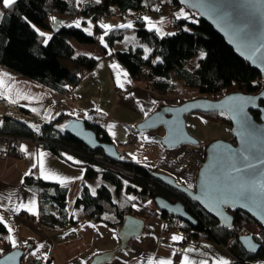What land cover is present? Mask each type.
Wrapping results in <instances>:
<instances>
[{
	"label": "trees",
	"instance_id": "trees-1",
	"mask_svg": "<svg viewBox=\"0 0 264 264\" xmlns=\"http://www.w3.org/2000/svg\"><path fill=\"white\" fill-rule=\"evenodd\" d=\"M157 1L180 4L177 0H89L77 7L75 0H13L9 3L0 0L3 9L0 17V63L59 92H67L77 84L79 76L63 60H70L87 69L93 68L98 61L92 54L77 53L71 42L73 37L80 43L98 42L104 55L122 62L134 79L145 81L147 86L162 95L195 91L207 97H219L232 90L255 93L262 88L264 78L261 73L238 56L209 22L199 18L196 12L186 6L188 14L175 17L172 31L160 36L155 27H149V19L142 16V13L153 10ZM112 6L117 10H113ZM112 12L122 18L131 16L132 23L104 25L102 17ZM78 14L83 16L85 25L88 19L94 25L93 29L71 22L76 19L71 17ZM57 18L60 19L59 26L53 28L52 24ZM128 30H134L141 41L148 45L147 54L142 47L114 48L115 42L122 40ZM199 51L204 54L198 63L195 66L189 65ZM261 103L264 104V99ZM17 107L31 113L27 108ZM252 112L259 117L258 110ZM203 113L230 123L224 112ZM62 117V114L56 115L42 122L40 138L47 139L44 146L56 154L65 156L63 151L66 150L83 157L87 177L101 174L105 183L96 194H91L84 185L81 196L76 200L77 204L83 205L91 220L103 219L104 212H114L119 222L123 219L125 208L130 209L132 203L121 191L125 184L128 191L135 190L137 183L142 185L145 197L163 195L171 201L179 199L170 187L150 174L149 171L154 167H147L122 156L113 160L100 147H88L59 126ZM86 123L101 140L111 141L103 127ZM33 134V129L27 123L10 115H3L0 119V135L31 137ZM11 153L18 152L12 150ZM25 183L40 190L43 222L61 226L74 221L67 211L66 186L33 175H27ZM109 185L118 191L117 200ZM176 193L182 195L178 191ZM184 197L187 210L197 221L194 230H206L210 238L225 244L232 239V251L237 261L228 264H264V229L260 237L255 235L261 242V248L256 253H248L238 241L240 234L251 232L249 225L256 222L251 216L242 210L233 211V228L229 230L219 225L197 202ZM51 206L56 208L57 213L51 212ZM163 215L166 213L163 212ZM10 248L9 245L5 246L6 250Z\"/></svg>",
	"mask_w": 264,
	"mask_h": 264
},
{
	"label": "crops",
	"instance_id": "crops-1",
	"mask_svg": "<svg viewBox=\"0 0 264 264\" xmlns=\"http://www.w3.org/2000/svg\"><path fill=\"white\" fill-rule=\"evenodd\" d=\"M11 1L5 0V3ZM80 47L90 50L88 54L96 56L98 61L87 69L63 60L79 76L77 84L67 92H59L0 63V100L29 109L39 125L61 114V128L72 118L100 125L120 156L147 167H157L173 174L178 182L193 187L197 166H187L184 154L189 146L202 153L206 143L201 140L205 120L201 114H194L200 111L186 115L188 129L199 144L165 146L152 135L154 142L146 138L137 144L138 137L129 144L131 135L139 136L134 129L136 123L161 104H178V100L174 101V94L162 95L145 81L134 79L122 62L104 55L98 42L82 43ZM97 69L104 82L96 73ZM163 130L156 136L164 135ZM24 138L22 154H5L0 140V224L3 227L0 254L7 251L6 245L10 249L26 247L21 259L23 264H33L35 258H42L44 264H90L95 255L114 249H118L115 256L104 264H228L237 261L232 239L225 244L214 238L187 237L181 227L165 222L155 196L145 197L143 186L138 183L135 190L128 191L125 184L121 191L132 202L130 209L125 208V214L132 213L144 223L140 234L130 237L127 246L119 249L122 233L118 228L123 219L119 222L117 214L104 212L103 219L93 221L83 205L76 203L84 185L91 194H96L105 183L101 174L87 177L83 157L66 150L63 151L65 156H61L36 143L32 136ZM27 175L66 186L67 211L74 221L61 226L43 222L40 190L25 183ZM109 186L117 200L118 191ZM50 210L57 213L54 206ZM152 211L155 216L151 215ZM189 226L194 228L195 225L189 223Z\"/></svg>",
	"mask_w": 264,
	"mask_h": 264
},
{
	"label": "water",
	"instance_id": "water-1",
	"mask_svg": "<svg viewBox=\"0 0 264 264\" xmlns=\"http://www.w3.org/2000/svg\"><path fill=\"white\" fill-rule=\"evenodd\" d=\"M209 22L234 52L256 68L264 78V0H177ZM55 19L53 28L59 26ZM264 83L255 93L232 90L219 97L198 96L178 104H161L134 125L136 131L162 126L164 135L155 136L165 146L196 145L199 141L188 129L187 114L224 112L231 125V139H214L203 145L194 186L177 181L173 174L150 170V174L172 190L197 202L226 229H232L235 210H242L264 229ZM252 110L260 112L257 118ZM88 147H100L113 160L120 159L116 145L103 141L84 119L72 118L63 127ZM154 201L162 212L179 216L196 225L183 200L171 201L156 195ZM144 220L125 214L118 231L122 235L119 249L132 236L139 235ZM238 241L248 253H256L261 242L252 233L240 234ZM118 249L94 256L90 264H104ZM26 247H15L0 254V264H23Z\"/></svg>",
	"mask_w": 264,
	"mask_h": 264
},
{
	"label": "rangeland",
	"instance_id": "rangeland-1",
	"mask_svg": "<svg viewBox=\"0 0 264 264\" xmlns=\"http://www.w3.org/2000/svg\"><path fill=\"white\" fill-rule=\"evenodd\" d=\"M89 0H75L76 6L81 7L83 4L88 2ZM113 10H117L116 7L112 6ZM2 5L0 4V17L2 15ZM174 14V15H173ZM188 14V9L183 5V4H175L172 2L166 1L165 3L160 1L156 2V5L153 6V10H147L142 13V16L146 17L149 19L148 21V26L149 27H155L156 32L161 36L167 33L168 31H172L174 29L175 25V17H179L182 15H187ZM76 17V19H75ZM190 18H194L193 16H189ZM75 19L74 21H71L73 23H76L78 25L83 26L86 29H93L94 25L87 19V24L85 25L83 22V16L78 14L74 15L71 17V19ZM102 23L106 26H115L119 24H130L132 23V17L131 16H126L125 18H122L118 13L112 12L109 15L103 16L102 17ZM71 42L73 43L75 47V51L78 52H87L90 53V50L80 47L82 43H80L78 40L75 38H71ZM88 46V45H87ZM130 47H142L144 49V53L147 54L149 47L147 44L141 41V39L138 37L136 32L134 30H128L125 33V36L122 40H117L114 44L115 49H128ZM204 54L203 51H199L189 62V65H196L199 61V58ZM96 73H98L101 76L102 82H104V78H102V74L100 72V69L96 70ZM175 95V100H178V103L182 102L183 100L190 99L193 97H198V96H204L200 95L195 91L191 92H181V93H176ZM214 97V96H212ZM177 98V99H176ZM172 99V98H171ZM194 114H201V117L205 120L202 122L203 127L205 128V133L201 136V140L204 142H208L210 140L214 139H231L232 138V132H231V125L227 121L223 119H213L210 115L200 112V113H194ZM4 114H0V118ZM220 118V117H219ZM163 127L159 126L156 128L148 129V130H139L135 132L139 135V139L137 140V144L139 142H142V140L146 139L149 142H154L151 140L153 136H156L157 134L162 133ZM152 135V137H150ZM147 141V142H148ZM136 144V145H137ZM139 146V145H138ZM198 156L200 157V153L198 152ZM252 234L254 232H257L259 230H262L261 227L254 222H251L249 225ZM250 232V233H251ZM25 258L28 259L27 256ZM26 259V261H27ZM28 264V262H27Z\"/></svg>",
	"mask_w": 264,
	"mask_h": 264
},
{
	"label": "built area",
	"instance_id": "built-area-1",
	"mask_svg": "<svg viewBox=\"0 0 264 264\" xmlns=\"http://www.w3.org/2000/svg\"><path fill=\"white\" fill-rule=\"evenodd\" d=\"M174 15V14H173ZM117 92H120V90H117ZM0 108L2 109V112L0 114H7L10 115L20 121L26 122L30 127L33 129L34 134L32 136V139L38 143L39 145H44L48 142L45 138H40V133L42 132V127L39 125L34 116L31 113L24 112L20 110L17 106L6 104L4 101L0 100ZM24 137L21 136H14V135H0V140L2 142L3 146V152L5 154L10 153L12 150L16 152L23 153L22 151V145L24 142ZM137 139V136H130L128 143L133 144L135 140ZM184 158L187 161V166H196L200 163V157L198 156V151L195 150L192 147H186ZM124 170V169H123ZM126 173H131L128 170H124ZM152 216H155V212H151ZM163 219L167 223H171L173 225L179 226L184 230V233L187 237H193L196 235L198 238L201 239H207L209 237V233L206 230H194V228H191L189 226V223L180 217L173 216V215H164ZM255 224L257 222H254ZM261 229L263 230V227L257 223ZM262 230H259L257 232H254V235L256 237H260ZM3 240L0 239V246L2 245ZM33 264H44V260L42 258H35L33 259Z\"/></svg>",
	"mask_w": 264,
	"mask_h": 264
},
{
	"label": "flooded vegetation",
	"instance_id": "flooded-vegetation-1",
	"mask_svg": "<svg viewBox=\"0 0 264 264\" xmlns=\"http://www.w3.org/2000/svg\"><path fill=\"white\" fill-rule=\"evenodd\" d=\"M199 153H200V151H199ZM200 154H201V153H200ZM167 190H171V189L167 188ZM171 192H172V193L175 192V193H174V196L177 195V196L179 197V199H181V200H183V201L185 202V197H184L185 195H184V194L180 193V194H182V195H179L178 193H176L175 190H172Z\"/></svg>",
	"mask_w": 264,
	"mask_h": 264
},
{
	"label": "bare ground",
	"instance_id": "bare-ground-1",
	"mask_svg": "<svg viewBox=\"0 0 264 264\" xmlns=\"http://www.w3.org/2000/svg\"><path fill=\"white\" fill-rule=\"evenodd\" d=\"M0 112H2V109L0 108ZM4 249H5V247H4ZM6 250V249H5Z\"/></svg>",
	"mask_w": 264,
	"mask_h": 264
}]
</instances>
